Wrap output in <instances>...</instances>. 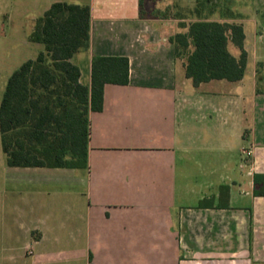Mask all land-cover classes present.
<instances>
[{
	"label": "crops",
	"instance_id": "0c3cea01",
	"mask_svg": "<svg viewBox=\"0 0 264 264\" xmlns=\"http://www.w3.org/2000/svg\"><path fill=\"white\" fill-rule=\"evenodd\" d=\"M140 1L32 0L42 11L29 36L54 3L90 6V48L72 59L80 82L91 86L95 57H127L130 84H107L103 110L90 112L88 168L9 167L6 159L0 264H264V196L255 194L264 80L246 27L258 22H238L244 79L196 87L170 41L188 29L142 18ZM15 13L5 0L4 26ZM212 198L213 207L200 206Z\"/></svg>",
	"mask_w": 264,
	"mask_h": 264
},
{
	"label": "trees",
	"instance_id": "16d2710c",
	"mask_svg": "<svg viewBox=\"0 0 264 264\" xmlns=\"http://www.w3.org/2000/svg\"><path fill=\"white\" fill-rule=\"evenodd\" d=\"M140 5L144 18V0ZM153 17L171 19L159 9ZM179 27L188 31L170 41L194 86L244 79L249 54L243 25L201 19L188 25L180 22ZM90 30L91 8L87 5L54 3L37 20L29 41L42 44L44 51L13 72L0 106L2 150L9 167H89V114L103 110L107 84H130L127 57H95L91 86L80 82L81 70L72 59L89 50ZM230 42L241 52L240 57L230 51ZM255 183V194L264 196V175L256 176ZM228 192V186L222 187V196ZM200 206L213 207L214 198Z\"/></svg>",
	"mask_w": 264,
	"mask_h": 264
},
{
	"label": "rangeland",
	"instance_id": "374dc122",
	"mask_svg": "<svg viewBox=\"0 0 264 264\" xmlns=\"http://www.w3.org/2000/svg\"><path fill=\"white\" fill-rule=\"evenodd\" d=\"M4 1L0 0V12ZM158 1L161 3L160 10L166 11L179 23L187 25L201 19L230 24L257 20L258 24L246 25L249 34L248 47L252 54L253 67L264 80V0H148L146 15L153 17ZM13 6L20 11L18 15L22 18L15 13L13 22L5 24V27L0 15V102L13 72L44 50L43 45L30 43L28 35L31 30V17L42 11V7L38 10L33 8L32 0H13ZM229 47L234 55L237 52V57H240L241 52L233 43L230 42ZM4 167L6 157L1 148L0 134V176L3 175Z\"/></svg>",
	"mask_w": 264,
	"mask_h": 264
}]
</instances>
